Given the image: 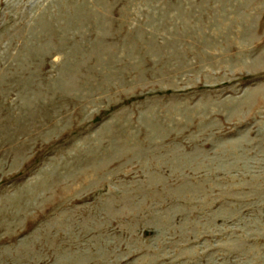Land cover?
<instances>
[{"label": "rangeland", "instance_id": "1", "mask_svg": "<svg viewBox=\"0 0 264 264\" xmlns=\"http://www.w3.org/2000/svg\"><path fill=\"white\" fill-rule=\"evenodd\" d=\"M0 264H264V0H0Z\"/></svg>", "mask_w": 264, "mask_h": 264}]
</instances>
